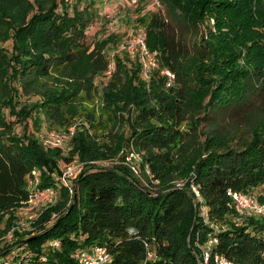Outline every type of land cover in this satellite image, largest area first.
Listing matches in <instances>:
<instances>
[{"label": "trees", "instance_id": "obj_1", "mask_svg": "<svg viewBox=\"0 0 264 264\" xmlns=\"http://www.w3.org/2000/svg\"><path fill=\"white\" fill-rule=\"evenodd\" d=\"M95 4L0 0V253L81 264L79 253L99 246L107 264H264V217L228 196L264 190V116L251 114L264 81V0H161L190 36L160 12L139 17L136 36L158 60L149 77L138 51L110 61L118 36L85 45ZM237 114L246 137L223 126ZM44 124L75 125L69 146L43 147ZM76 161L71 193L56 177ZM50 187L59 201L22 231L32 189Z\"/></svg>", "mask_w": 264, "mask_h": 264}, {"label": "rangeland", "instance_id": "obj_2", "mask_svg": "<svg viewBox=\"0 0 264 264\" xmlns=\"http://www.w3.org/2000/svg\"><path fill=\"white\" fill-rule=\"evenodd\" d=\"M96 2L95 8L98 10L96 19L91 23L89 28L86 31V37L84 39V43L86 46L94 48L95 44L101 40L107 39L109 36L114 35L118 36V44H112L107 51V56L110 61L113 60L115 55H122L123 51H126L129 56L133 54L129 52V45L133 42L136 38H138L137 34H142L143 30L139 29L138 24L136 23L139 17L145 16L149 17L153 13H159L166 18L172 31L178 34L179 37L185 36L189 38L190 34L187 32L185 26L177 24L175 20H172L168 17V12L163 8L162 4L161 7H156L152 0H142L136 8H140V12L135 10V7H131L128 5L126 0H94ZM84 6V5H83ZM136 36V37H135ZM113 68V63L110 66V70ZM106 81V78H100L97 80L98 91L101 92L102 85ZM255 101L251 106V114L256 117L257 115L264 116V81L261 87L256 92ZM98 97H95L93 101H85L84 105L93 108L98 105ZM81 120V119H80ZM228 120V119H227ZM82 121V120H81ZM223 126L228 129L229 124H233V131L237 132L238 135L243 137L247 136V128L248 124L245 121V117L243 114L241 115H234L232 118L226 122L224 120ZM206 128V125L203 126V129ZM19 130V128H18ZM49 131L47 125H43L42 133H46ZM56 132H66L67 130H53ZM68 145H65L61 148H66ZM133 164L138 167V164L141 161V157L133 153L130 155V158L127 159ZM76 166L75 173L78 174L82 166L79 162H74ZM66 166L62 164V168ZM194 190V188H193ZM195 192V191H194ZM255 195L264 194V190H257L254 192ZM197 195V194H196ZM44 208H38L33 211H28L26 209H22L19 211V226L22 231H27L31 229V223L39 216ZM10 241L11 238H8ZM2 247V246H1ZM0 247V250H1ZM1 254V253H0ZM22 251L18 248L13 249V251L4 257L3 254L0 255V264H15L16 256L21 255Z\"/></svg>", "mask_w": 264, "mask_h": 264}, {"label": "built area", "instance_id": "obj_3", "mask_svg": "<svg viewBox=\"0 0 264 264\" xmlns=\"http://www.w3.org/2000/svg\"><path fill=\"white\" fill-rule=\"evenodd\" d=\"M128 5L131 7L138 6L142 0H126ZM153 4L160 8L161 0H152ZM129 52L133 55L138 51L143 65V72L145 77H149L153 70L158 68V60L155 54L151 53L146 45V39L143 36H139L129 45ZM132 55V56H133ZM163 75L168 77V87L174 84L175 76L169 71L165 70L162 72ZM76 133V126L70 127L66 132L60 133L56 131H50L40 134L39 141L45 148H61L68 145L73 140ZM76 166L73 164L63 168L62 174L56 177L59 184L70 188V192H73L71 188L72 180L77 175L75 173ZM148 173H150L148 171ZM195 193L200 197L196 188H194ZM228 196L231 197L235 203L237 209L248 215H253L257 217H264V201L260 199L258 195L255 194H245L241 192L229 191ZM60 199L59 192L56 187H50L45 189H32L30 200L26 210L33 211L38 208H45L47 206L56 204ZM217 241L211 240L209 244L216 243ZM54 245L58 246L57 243ZM208 253L205 252V262ZM151 257V255H150ZM78 259L81 264H107L111 260V256L107 249L103 247H93L89 250H83L79 253ZM15 264H30L28 262H17ZM216 264H232L230 261L224 258H217Z\"/></svg>", "mask_w": 264, "mask_h": 264}]
</instances>
